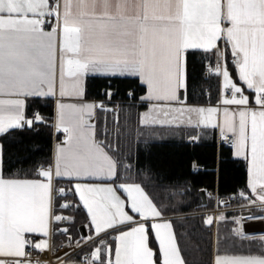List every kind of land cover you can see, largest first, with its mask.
Returning <instances> with one entry per match:
<instances>
[{"label":"snow or ice","instance_id":"obj_1","mask_svg":"<svg viewBox=\"0 0 264 264\" xmlns=\"http://www.w3.org/2000/svg\"><path fill=\"white\" fill-rule=\"evenodd\" d=\"M213 76L216 102L201 105ZM117 81L147 107L138 145L184 125L219 128L230 149L213 160L214 171L243 163L247 191L233 195L259 214L207 215L208 225H236L211 241L207 264H264V242L236 251L248 236L244 219L264 220V0H0V264H52L41 259L49 254L55 264H197L176 228L190 185L161 184L165 199L131 180L115 109L113 140L98 125L112 106L94 93L102 88L111 100ZM43 126L64 137L48 161L13 163L6 143ZM137 170L151 179L150 169ZM72 211L87 233L65 214Z\"/></svg>","mask_w":264,"mask_h":264},{"label":"trees","instance_id":"obj_2","mask_svg":"<svg viewBox=\"0 0 264 264\" xmlns=\"http://www.w3.org/2000/svg\"><path fill=\"white\" fill-rule=\"evenodd\" d=\"M229 61L231 58L229 56ZM230 70H232L230 68ZM117 94L108 100L101 88L98 95L94 93V98L103 100L106 104H110L112 109L102 113L98 119L100 127L106 126L110 131L109 139L113 140L111 130L117 127V116L114 115L113 109L118 108V126L121 130L120 147L122 157L127 161L130 160L132 168L129 176L131 180L143 182L150 189L155 188V194L165 199L168 193L161 191L159 186L168 181H178L181 184L187 182L190 188L184 198L188 206L182 209L183 219L177 220L176 228L180 234V242L184 246L186 253H190V258H194L197 264L207 262L214 254L212 240L219 234L223 238L235 224L232 220H226L218 223L216 228L214 223L208 225L206 223V214L204 211L214 208L215 199L209 197L208 193L213 192L217 195L218 205L220 207H229L238 205L243 200L233 195L239 190L247 191V170L243 163H229L219 174L214 171L213 160L220 154L227 159L229 147L219 141V135L213 128H196L181 126L173 132L161 131L157 135L149 139L147 146L143 142L137 144V139H144L140 136L142 128L139 125L140 115L147 110L145 105H141L139 101H130L127 96L129 82H115ZM217 79L212 77L206 82L205 88H210L211 99L205 94L197 103L209 104L215 103L217 97ZM140 93H137L139 96ZM46 116L52 115L49 109H44ZM159 127V126H157ZM200 136V139L193 142L190 137ZM59 140V136L57 138ZM7 157L15 163L17 158H25L28 160L24 164L25 168H31L35 164H43L52 156L54 150V130H49L48 126H43L40 131L31 133L23 138H17L15 142H8L5 145ZM137 148L139 149V159L137 160ZM233 159H235L233 157ZM200 165L198 169L193 168V164ZM139 169H150L151 179H145ZM203 168L204 170H201ZM156 174H160L163 179H159ZM207 192L208 202L203 204L200 192ZM76 197L69 196V199ZM221 200H227L228 204L220 203ZM258 214V210H254ZM67 215H75L78 217L76 230L80 231L83 225V218L75 211L66 212ZM230 214V213H229ZM238 212H232L230 217L238 215ZM169 216L175 217L170 213ZM182 225V226H181ZM109 236V235H107ZM107 236H104L103 239ZM62 239V238H61ZM153 247L157 244L153 240ZM202 250V251H201Z\"/></svg>","mask_w":264,"mask_h":264},{"label":"crops","instance_id":"obj_3","mask_svg":"<svg viewBox=\"0 0 264 264\" xmlns=\"http://www.w3.org/2000/svg\"><path fill=\"white\" fill-rule=\"evenodd\" d=\"M231 58V57H230ZM215 103H209V104H201V105H205V106H213ZM186 127H195V126H188V125H184ZM196 128H199V129H202L200 127H196ZM217 132H218V135H219V139L221 140V135H220V130L219 128H216ZM59 142V141H58ZM56 142L54 144V148H55V145L58 143ZM54 152V150H53ZM235 158V157H234ZM236 159V158H235ZM243 199V198H242ZM245 204H247V201H245V203H243L242 206H245ZM240 206V207H242ZM247 206H250L247 204ZM227 211L223 212L225 216L227 217H230V214H229V208H226ZM232 212V211H230ZM243 213H247V212H243ZM258 214H259V210H258ZM220 215V214H219ZM243 214H241L240 216H242ZM255 215V214H254ZM257 215V214H256ZM219 217V216H218ZM239 217V216H238ZM227 220V219H226ZM226 220H219L217 219L215 221V224H214V227L216 228V224L217 223H221L223 221H226ZM252 220V219H251ZM255 221H258V222H261V221H264V220H259V219H255ZM236 227V225L234 224L232 228ZM86 230L88 231V228L85 226ZM253 232H246L248 234L247 238L246 239H238L236 241V251H242L244 249H246L249 245L252 246L253 249H259L260 246H261V243L264 242V231H261V232H255V230H252ZM225 235V234H224ZM229 247H231V243L229 244ZM214 255V254H213Z\"/></svg>","mask_w":264,"mask_h":264},{"label":"water","instance_id":"obj_4","mask_svg":"<svg viewBox=\"0 0 264 264\" xmlns=\"http://www.w3.org/2000/svg\"><path fill=\"white\" fill-rule=\"evenodd\" d=\"M201 196L203 199V202L206 203L207 199H206V191H201ZM83 227V232L86 233L84 226ZM80 227V229H81ZM244 228L246 232H253L252 230H255V232H261L264 231V221L258 222V221H248L244 224Z\"/></svg>","mask_w":264,"mask_h":264},{"label":"rangeland","instance_id":"obj_5","mask_svg":"<svg viewBox=\"0 0 264 264\" xmlns=\"http://www.w3.org/2000/svg\"><path fill=\"white\" fill-rule=\"evenodd\" d=\"M76 200H78V197H76L75 198ZM245 205H247V204H245ZM238 207H240V205H238ZM215 209L213 208L212 209V211H214ZM226 210V209H225ZM225 210H222V211H225ZM237 212V211H236ZM104 240H106V244L107 245H114L115 244V236H114V234H112V235H109V236H107V237H105L104 238ZM155 241V240H154ZM156 243V242H155ZM157 244V243H156ZM157 247H158V245H157ZM53 262H55V258H53Z\"/></svg>","mask_w":264,"mask_h":264},{"label":"built area","instance_id":"obj_6","mask_svg":"<svg viewBox=\"0 0 264 264\" xmlns=\"http://www.w3.org/2000/svg\"><path fill=\"white\" fill-rule=\"evenodd\" d=\"M201 170H204L203 168H200ZM66 249H61L60 251V255L63 256V252L65 251ZM53 256H51L50 254L47 255V256H42L41 259L42 260H51L52 261V264H55V262H53Z\"/></svg>","mask_w":264,"mask_h":264}]
</instances>
